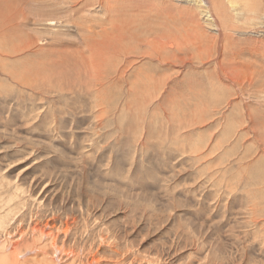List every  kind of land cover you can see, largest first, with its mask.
<instances>
[{"label":"rangeland","instance_id":"obj_1","mask_svg":"<svg viewBox=\"0 0 264 264\" xmlns=\"http://www.w3.org/2000/svg\"><path fill=\"white\" fill-rule=\"evenodd\" d=\"M0 1V184L27 194L13 203L75 218L58 246L81 258L116 234L99 264H264V0L255 16L245 0ZM192 24L203 48L175 52Z\"/></svg>","mask_w":264,"mask_h":264},{"label":"bare ground","instance_id":"obj_2","mask_svg":"<svg viewBox=\"0 0 264 264\" xmlns=\"http://www.w3.org/2000/svg\"><path fill=\"white\" fill-rule=\"evenodd\" d=\"M256 1L257 0H245V10L247 9L245 12L246 14H249L250 16L252 14L253 16H255V12L257 9ZM34 2H37L40 5L39 0H28V4L34 3ZM19 3H20V1H19ZM195 3L198 6H203L202 0H194V1L188 0L187 1V4L190 6H192V4H195ZM221 3H222L221 0H214L215 6H216V4L222 5ZM202 16H204L205 18H210V19L212 18V16L208 15L207 12L204 15L202 13ZM23 20L24 21L27 20V16H23ZM188 20L192 21L193 17H189ZM48 21H49V24H47V25L51 28H54L55 22H53L52 20H48ZM24 24L23 23L17 24L16 28L17 27L20 28ZM216 24L219 27L218 22ZM164 27L163 28L161 27L163 29L161 31V33L162 34H169L170 31H169V28H167L168 25H167V27H165V28ZM220 30L223 32V34L226 33L222 28ZM4 34L5 33H3V35ZM26 35H24V36H26ZM51 35L53 36L52 39H55L58 36V34H51ZM0 36H2V34H0ZM24 36H22V34H21V36L17 35V38L19 37L20 40H24V38H25ZM27 36H28V39L25 38L26 39L25 42H28V44L23 48V50H27V49H29V47L33 48L34 46L37 45L38 42H41L40 38L36 37L37 38L36 40L31 41V35H27ZM204 40H205V38L203 37L199 28L197 26H195L194 24H192L189 31L186 33V37H184V39L182 41L178 42L177 45L175 46V52L178 51V53H179V52L185 51V49H187L190 46H194L195 48L200 50L201 48H203V41ZM163 41L164 40H162V42ZM60 45H61V43H60ZM169 46H170L169 47L170 49L173 47L172 44H169ZM156 49L159 50L161 53L164 51H167L166 49H164L160 45L156 46ZM33 51H34V49H33ZM158 57H159V60H161V56L158 55ZM128 65H130V64L128 63ZM9 192H12L13 196H11L7 201H5V200L2 201L1 200L2 197ZM21 192L22 193H19V187L17 185L13 189H9L6 185L0 184V209H6L8 211L9 216H11V214H13L14 212L16 213L15 215L13 214L14 216L10 217L11 222L7 223V226H5L4 228L8 230L10 227H12L13 224L17 225V230H16L14 235L7 233L4 236V240H2V238H0V264H63L65 261H69V260H72L71 262L73 264H77V263L84 264V262H82V260H80L81 257H79V255H77L75 253V250L67 251L64 246L63 247L58 246V242H59L58 232L62 231L63 238L65 240H70L71 237L77 232L76 219L75 218L70 219L68 217L64 221L61 220V217L59 215L60 210L57 208V212L55 210L52 212L53 214H51L52 215L51 218H49L48 220H45L46 219V217H45L44 220H42L40 218L42 216V212H43V210L41 209L42 204L40 203L42 201L41 198L39 200V199H36L34 196H31V198L33 199L34 202L38 201V203H39L38 209L34 212L33 210H31L30 204L28 203L29 199L28 198L26 199V197H24L25 195H27L26 191L22 190ZM18 193L23 194L24 196L19 198V201L17 203H13V201L19 197ZM46 193H47V191H46ZM47 206L43 205V207H47ZM28 213H29V218H28L29 223H27V220H26ZM58 220H59V226H57ZM26 223L28 224L27 226H25ZM113 224H114V222H113ZM53 232H57V234H53ZM0 233H1V230H0ZM111 237H112V239L115 240V243L109 242V236L100 237L102 239H101V242H99V245L95 249H94V247H92L90 250L91 256L81 258V259L85 258V260H84L85 264H99V257H100L99 254H101L100 251L102 250L103 247H106L109 249H115L118 246V244L116 242V238L118 236H116V234H114V235L112 234L110 236V238ZM100 238H99V240H100ZM39 240L49 241V244H50L49 249L44 251V250H41L40 248H36L35 245L38 243ZM75 244H76L78 249L85 251V249H86L85 245H80L76 242H75ZM33 252H34L33 256L29 257V256H31L30 253L32 254ZM48 254H49L48 257H50V258H46ZM100 261H102V260H100Z\"/></svg>","mask_w":264,"mask_h":264}]
</instances>
